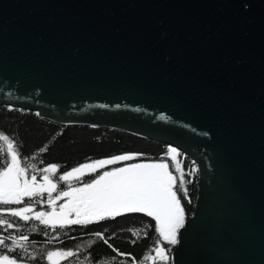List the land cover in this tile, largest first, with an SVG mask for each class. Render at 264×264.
Segmentation results:
<instances>
[{
    "label": "water",
    "instance_id": "obj_1",
    "mask_svg": "<svg viewBox=\"0 0 264 264\" xmlns=\"http://www.w3.org/2000/svg\"><path fill=\"white\" fill-rule=\"evenodd\" d=\"M0 106L175 148L172 264H264V0H0Z\"/></svg>",
    "mask_w": 264,
    "mask_h": 264
},
{
    "label": "trees",
    "instance_id": "obj_2",
    "mask_svg": "<svg viewBox=\"0 0 264 264\" xmlns=\"http://www.w3.org/2000/svg\"><path fill=\"white\" fill-rule=\"evenodd\" d=\"M0 134L13 141L22 166L28 169L27 174H37L45 168L55 166V175L59 176L86 164L121 155H133L134 159L118 161L115 166L161 162L167 159L171 149L121 130L90 125H60L41 118L38 113L5 106H0ZM5 146L6 143L0 141V161L6 160L3 151ZM177 154L180 169L174 172L170 170V173L177 178V184L181 179L185 182L179 196L182 197L187 221L195 206L198 172L192 160L179 152ZM184 191L188 194L186 198H183ZM36 201H39L38 198L25 197L20 205H0V219L14 225L11 229L0 225V238H19L21 235L29 237L25 242L26 251L21 249L11 253L23 257L21 264H48V251L69 249L73 250V256L63 257L58 264H133V260H142L153 253L152 248L158 239L154 229L155 221L143 213L119 215L114 219L93 223L77 230L76 234H82V237L64 240L65 233L71 234V231L46 227L35 219L25 222L13 217L8 211L27 205L47 210L43 204L45 201ZM133 228L144 230L140 238L133 235ZM97 233L103 235L108 243L100 239ZM5 243L11 246L10 240ZM109 244L112 245L111 248ZM175 246L171 247V253ZM168 264H172L171 258Z\"/></svg>",
    "mask_w": 264,
    "mask_h": 264
},
{
    "label": "snow or ice",
    "instance_id": "obj_3",
    "mask_svg": "<svg viewBox=\"0 0 264 264\" xmlns=\"http://www.w3.org/2000/svg\"><path fill=\"white\" fill-rule=\"evenodd\" d=\"M0 141L7 144L8 156L11 161H0V205H20L24 198H32L43 192L48 194L50 206L60 199H66L64 204L59 206V211L53 207L52 212H35L34 216L28 214L33 211L31 205L20 208L8 209L13 217L27 222L35 219L44 226L53 228L65 225L82 224L86 225L93 220H102L107 217L115 218L124 213H143L155 221L154 229L158 234L155 246L152 248L154 256H145L142 260H133V264H152L164 262L168 264L171 248H165L163 244L175 246L179 242V234L186 227V212L182 205V197L179 192L183 189L184 180L177 184V178L168 171V165L164 163H135L124 167L114 168L102 175L85 183L82 187H71L68 191H57V183L49 176L43 177V183H37V177L26 178L27 167L22 166L19 152L12 140L0 134ZM2 150V149H0ZM176 153L175 148L169 149ZM174 158V157H173ZM134 159L133 155H121L108 160H100L94 164H86L75 168L59 180L66 181L75 174L82 173L84 168L95 169L106 164H114L118 161H129ZM179 171V169H177ZM45 172H55V166L45 168ZM181 175H183L181 173ZM184 191L183 198L187 197ZM39 203V201H36ZM75 218H72V217ZM0 225H6L11 229L14 225L11 222L0 219ZM133 235L140 238L143 229H131ZM146 234V233H145ZM100 239L107 244L108 241L103 235L97 233ZM11 241V246L5 243ZM29 240L27 235L16 237L0 238V264H21L23 257L11 255L18 250L26 251L25 242ZM135 242V241H133ZM163 242V244H162ZM110 248L111 244L108 245ZM113 251H116L113 249ZM71 251H48L46 261L48 264H58L60 257H70ZM118 255H123L118 253ZM34 258V257H33ZM56 258V259H54Z\"/></svg>",
    "mask_w": 264,
    "mask_h": 264
},
{
    "label": "rangeland",
    "instance_id": "obj_4",
    "mask_svg": "<svg viewBox=\"0 0 264 264\" xmlns=\"http://www.w3.org/2000/svg\"><path fill=\"white\" fill-rule=\"evenodd\" d=\"M178 152V151H177ZM177 152L174 154V153H171L170 152V154H168L166 157H167V159L166 160H162L161 162H154V163H164V164H166V165H168V171L170 172V170L171 171H177V169H180V166H179V162H177V159H178V154H177ZM4 153L6 154V161L7 162H10L11 161V157L10 156H8V149H7V144H6V146H5V148H4ZM174 157V158H173ZM118 162H116V163H114V164H106V165H104V166H102V167H97V168H95V169H88V168H84L83 169V172L82 173H78V174H75V175H73L72 177H69L68 178V180H66V181H61V180H59V177L61 176V175H65L66 173H64V174H60L59 176H56L55 174H56V171L55 172H45V171H43V170H41V171H39L37 174V183H43L44 181H43V177L45 176V175H47V176H49V178L53 181V182H55V183H57V188L58 187H61L62 189L63 188H68L69 187V185L72 187V186H74V185H72L74 182H75V180H77V179H80V177L81 176H83L84 175V173H91L90 175L91 176H96L97 175V177L99 176V175H102L104 172H106V171H111V170H113L114 168H119V167H124V166H115V164H117ZM151 163V162H150ZM168 163V164H167ZM90 164H94V163H90ZM142 164H148V162L147 163H142ZM109 166V167H108ZM48 168H50V167H48ZM80 168V167H79ZM170 168V169H169ZM72 171V170H71ZM71 171H69V172H71ZM97 172V173H96ZM28 175L26 174V178L27 179H31V176L32 175H29L28 177H27ZM90 176V177H91ZM57 177H58V180H57ZM96 177V178H97ZM94 179V178H93ZM58 194V192L56 191V192H53V197H55L56 195ZM33 198H38V200L40 201V200H42V201H45L43 204H44V206L45 207H47V210L46 209H44V210H42L41 209V207L40 208H34V207H32L33 208V211L31 212V213H29L28 215L29 216H34V214H35V212H51V210H50V208H49V206H48V194H47V192H43L42 194H40V195H37V196H34ZM41 204H42V202H40ZM55 204H59V205H61L62 204V199H60V200H57L56 202H55ZM54 259H56V258H54ZM63 259V257H60L59 259H58V262L60 261V260H62Z\"/></svg>",
    "mask_w": 264,
    "mask_h": 264
},
{
    "label": "flooded vegetation",
    "instance_id": "obj_5",
    "mask_svg": "<svg viewBox=\"0 0 264 264\" xmlns=\"http://www.w3.org/2000/svg\"><path fill=\"white\" fill-rule=\"evenodd\" d=\"M4 151V150H3ZM6 155V154H5ZM97 173V172H96ZM91 173H84V175L83 176H81L80 177V179H77V180H75V182L72 184V185H74V186H72V187H82L85 183H87V182H90V181H92L93 180V178L95 179L96 177H97V175L96 176H91L90 175ZM28 176L29 175H35V176H37L38 174H31V173H29V174H27ZM27 176V177H28ZM91 176V177H90ZM69 190V187L68 188H61V187H58L57 188V192H59V191H68ZM66 199L67 198H64V199H62V204H64L65 202H66ZM48 206H49V208H50V210H51V212H52V210H53V207H55L56 208V210L57 211H59V204H55V205H53V206H50L49 205V203H48ZM125 214H129V215H131V214H140V213H124V214H122V215H125ZM116 217H118V216H116ZM115 217V218H116ZM72 218H75L74 216L72 217ZM110 219H114V218H112V217H107V218H105V219H102V220H93L91 223H88V224H86V225H82V224H73V225H65L64 227H59V226H57V227H55V228H53V227H51V228H53V229H58V230H63V229H65V230H69V231H71V234H70V232H66L65 233V237H64V240H71V239H75V238H80V237H82V234H80V236L79 235H77L76 233H77V230H81L82 228H84V227H86V226H90L91 224H93V223H97V222H100V221H104V220H110ZM162 244H163V242H162ZM163 246L165 247V248H171L172 246H170V245H167V244H163ZM69 249V248H68ZM67 251H71L73 254H74V252H73V250H67ZM171 254V253H170ZM155 255V253L153 252L152 253V256H154ZM73 256V255H72ZM71 257V256H70ZM70 257H68V258H70ZM170 258H171V255H170ZM151 262L152 261H148L147 262V264H151Z\"/></svg>",
    "mask_w": 264,
    "mask_h": 264
}]
</instances>
